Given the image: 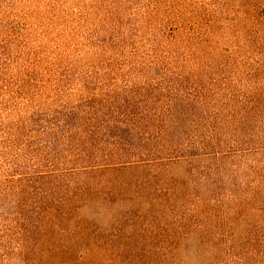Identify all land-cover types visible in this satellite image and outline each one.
Here are the masks:
<instances>
[{
    "label": "rangeland",
    "instance_id": "rangeland-1",
    "mask_svg": "<svg viewBox=\"0 0 264 264\" xmlns=\"http://www.w3.org/2000/svg\"><path fill=\"white\" fill-rule=\"evenodd\" d=\"M0 18L24 37L14 42L37 66L44 113H75L102 137L145 113L127 149L147 167L81 217L132 239L146 264H264V107L248 102L264 66V0H0ZM13 206L0 195V264H38L32 214L15 251Z\"/></svg>",
    "mask_w": 264,
    "mask_h": 264
},
{
    "label": "trees",
    "instance_id": "trees-1",
    "mask_svg": "<svg viewBox=\"0 0 264 264\" xmlns=\"http://www.w3.org/2000/svg\"><path fill=\"white\" fill-rule=\"evenodd\" d=\"M3 23L0 18V195L13 199L11 231L21 242L15 251L22 249L30 234L24 221L29 213L44 250L38 264H146L132 239L114 240L113 227L99 228L80 215L93 202L103 204L117 190L124 192L130 171L147 167L148 161L138 157L141 150L127 149L134 140L132 128L146 119L145 113L122 116L103 132L105 137L84 127L79 115L67 110L50 112V117L41 103L43 87L37 66L24 59L20 44L14 42L24 37ZM257 73L260 86L248 96L249 105L256 108L264 107V66ZM120 154L127 162H116ZM89 155L94 156V165L86 162L77 169ZM97 175L106 182L102 192L91 190L85 181ZM23 196L31 204L26 210ZM56 229L62 248L53 246ZM11 256L7 253L1 259Z\"/></svg>",
    "mask_w": 264,
    "mask_h": 264
}]
</instances>
